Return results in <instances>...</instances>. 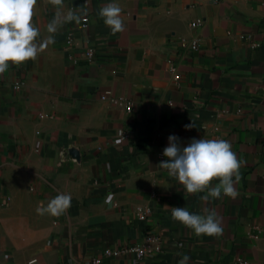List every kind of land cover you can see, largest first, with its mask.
<instances>
[{"label": "crops", "instance_id": "0c3cea01", "mask_svg": "<svg viewBox=\"0 0 264 264\" xmlns=\"http://www.w3.org/2000/svg\"><path fill=\"white\" fill-rule=\"evenodd\" d=\"M110 2L123 32L99 16ZM33 19L39 40L58 31L0 74V264H264V0H37ZM172 134L229 141L238 196L187 193L159 166ZM60 193L62 215L36 212ZM172 207L215 209L222 234L197 236ZM145 233L160 239L145 258L102 256Z\"/></svg>", "mask_w": 264, "mask_h": 264}, {"label": "clouds", "instance_id": "9594fccd", "mask_svg": "<svg viewBox=\"0 0 264 264\" xmlns=\"http://www.w3.org/2000/svg\"><path fill=\"white\" fill-rule=\"evenodd\" d=\"M62 0H53L60 4ZM37 0H0V74L10 67L34 60L42 49L54 43V34L58 31V21L54 19L47 26L49 35L39 40L40 30L34 23ZM122 9L115 2L102 7L99 16L113 34L123 32L125 24L121 15ZM76 13L69 11L64 17L65 22L77 20ZM193 125H185L191 128ZM168 146L163 155L166 160L160 167L168 171L184 186L187 193L207 194L200 197L207 201L226 195L238 196L234 187L240 178L241 161L238 160L229 141L222 138H193L186 146L174 134L168 137ZM217 181L213 184V181ZM70 194L60 193L48 201L46 206L37 207L40 215H62L71 206ZM206 214L190 212L186 207H172V218L197 235L219 236L223 227L215 209H206ZM190 257L185 254L177 264H188Z\"/></svg>", "mask_w": 264, "mask_h": 264}, {"label": "built area", "instance_id": "2783aa9c", "mask_svg": "<svg viewBox=\"0 0 264 264\" xmlns=\"http://www.w3.org/2000/svg\"><path fill=\"white\" fill-rule=\"evenodd\" d=\"M201 24L200 19H196L195 21L192 22V25L194 27L199 26ZM82 27H85V24L81 25ZM67 41L71 42L72 37L71 33L68 34L67 36ZM181 47L184 49H189V50H197L198 48V41L196 39H191L190 41H182L181 42ZM84 57L86 60H93L94 58V51L92 48H86L84 51ZM107 97V95H103L102 98ZM114 100V99H113ZM116 102H119L118 100H114ZM127 110H130V105L129 103H124ZM159 237L157 235H154L152 233H145L142 235L141 239L137 242L133 243H127L122 246H107L102 250V256L104 257H119L121 255H126V254H131L134 259L136 260H141L145 258L149 252H151V249L147 247L146 245L148 244H153L154 246L152 249L154 250L156 246L158 245ZM91 264H100L101 263V258L100 257H95L90 260ZM233 264H248V261L245 258L242 257H237L236 260L233 262Z\"/></svg>", "mask_w": 264, "mask_h": 264}, {"label": "water", "instance_id": "95a60500", "mask_svg": "<svg viewBox=\"0 0 264 264\" xmlns=\"http://www.w3.org/2000/svg\"><path fill=\"white\" fill-rule=\"evenodd\" d=\"M67 151L73 156L75 160H79V152L75 148L70 147Z\"/></svg>", "mask_w": 264, "mask_h": 264}]
</instances>
